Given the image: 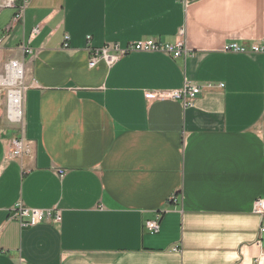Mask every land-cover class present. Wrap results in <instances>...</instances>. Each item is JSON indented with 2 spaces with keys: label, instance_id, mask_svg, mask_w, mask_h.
I'll list each match as a JSON object with an SVG mask.
<instances>
[{
  "label": "crops",
  "instance_id": "0c3cea01",
  "mask_svg": "<svg viewBox=\"0 0 264 264\" xmlns=\"http://www.w3.org/2000/svg\"><path fill=\"white\" fill-rule=\"evenodd\" d=\"M14 16L0 8V75L17 60L25 85L22 125L0 86V264H264V53L223 51L264 45V0H26ZM143 39L188 55L88 65ZM184 84L189 105L148 96ZM18 202L61 220L21 227Z\"/></svg>",
  "mask_w": 264,
  "mask_h": 264
},
{
  "label": "built area",
  "instance_id": "2783aa9c",
  "mask_svg": "<svg viewBox=\"0 0 264 264\" xmlns=\"http://www.w3.org/2000/svg\"><path fill=\"white\" fill-rule=\"evenodd\" d=\"M0 8H14L15 19H20L23 15L24 9L26 8V0H0ZM180 34H183L182 30L180 31ZM68 39V36L65 35L63 44L64 47L68 46ZM89 39L90 37L88 36L87 40ZM88 50L90 54L88 61L89 67H94L99 61H104L108 66H110L119 58L131 52H162L170 54L173 57H185L188 55V50L186 49L183 41H178L175 44H161L153 39L133 41L124 46H121L118 43H107L100 48H89ZM223 51L241 54L264 53V45H251L246 48L238 45L237 43L231 42L224 45ZM24 52L30 53L31 51L29 49H25ZM12 69H16L19 77L16 85L7 86L13 88L7 89L6 91V116L11 122L22 125L24 117L22 98L25 90V85H23V66L17 60H10L4 65V73L0 76L2 78L7 77L8 71ZM15 90L18 94L14 93ZM199 91V88L196 86L184 84L181 89L148 93V96L160 99H176L180 100L183 105H189L191 100L198 94ZM9 146V154L13 157L19 156L24 150V142L21 138L11 140L9 142ZM59 173L61 174V171H59ZM169 201L175 202L176 199L172 197ZM252 211L253 213L263 215L264 199L255 200ZM10 217L17 220L21 227H29L42 222L59 223L61 220V211L56 207L47 209L31 208L21 202H18L12 207ZM159 219L160 215L158 214L155 219L145 223L148 232L151 234L159 232ZM0 252L2 251L0 250Z\"/></svg>",
  "mask_w": 264,
  "mask_h": 264
},
{
  "label": "bare ground",
  "instance_id": "6f19581e",
  "mask_svg": "<svg viewBox=\"0 0 264 264\" xmlns=\"http://www.w3.org/2000/svg\"><path fill=\"white\" fill-rule=\"evenodd\" d=\"M18 77H19V75H18L16 69L9 70L8 74H7V77H3L2 78L0 76V86L16 85ZM11 93H12V90H11ZM14 93L18 94V92L16 90L14 91ZM0 253H2V252H0Z\"/></svg>",
  "mask_w": 264,
  "mask_h": 264
},
{
  "label": "rangeland",
  "instance_id": "374dc122",
  "mask_svg": "<svg viewBox=\"0 0 264 264\" xmlns=\"http://www.w3.org/2000/svg\"><path fill=\"white\" fill-rule=\"evenodd\" d=\"M252 45H254V44H252ZM246 54V53H245ZM248 54V53H247ZM1 72H3V71H1ZM2 87V86H1ZM3 89H4V91H3V94H6V91H7V89H11V88H13V87H7V86H5V87H2ZM174 199H175V197H173Z\"/></svg>",
  "mask_w": 264,
  "mask_h": 264
}]
</instances>
